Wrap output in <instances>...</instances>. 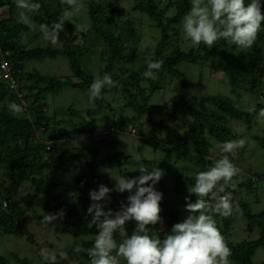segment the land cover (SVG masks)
<instances>
[{
  "label": "trees",
  "instance_id": "16d2710c",
  "mask_svg": "<svg viewBox=\"0 0 264 264\" xmlns=\"http://www.w3.org/2000/svg\"><path fill=\"white\" fill-rule=\"evenodd\" d=\"M33 2L41 4L40 12L33 14V25L51 26L60 19L65 9L72 10L62 0ZM261 2L264 13V0ZM80 4L89 11L88 23L65 21L64 31L58 38L61 45L45 46L35 41L39 35H30L32 27L18 23L15 0H0V235L25 238L28 244L39 251L38 255L40 249L45 247L58 253L66 252L67 259L57 256L58 264H90V257L86 252L74 251L77 244L84 249L92 247L97 235L94 226H87L92 219L87 211L92 203L89 192L92 189L98 190L101 183H111L114 180L112 176L116 175L112 173L113 170H117L119 176L127 177L129 174L127 165L132 164L131 156L123 152L106 153V148H110L115 142L113 135L125 131L131 135L142 132L144 141L160 145L164 157L169 160L173 151L190 154L195 163V173H176L175 193H180L187 186H194L196 174L207 171L214 164L216 160L210 156L211 141L224 143L236 139L238 135L233 129L234 123H241L246 135L261 123L263 130L254 134V137L264 149V123L257 119L260 109L264 108V24L253 48L245 52L224 40L217 42L211 49L192 42L188 46L184 42L182 20L191 8V0H134L131 12L148 16L161 30L159 42L153 49L147 48L141 58L136 47H130V44L127 46L126 43L139 42L138 32L129 21L132 18H126L128 26H120L119 19L126 16L121 0H80ZM59 55L69 59L73 78L63 80L36 70L26 71L27 65L33 61L41 62ZM149 59L164 62L155 79L143 77ZM3 61L9 62L14 78L19 83L20 95L11 90L8 82L3 79ZM183 62L208 65L212 72L220 75L221 80L232 88L237 99L193 94L191 89L197 84L179 70ZM94 71L101 78L105 73L110 74L117 86L105 88L101 99L88 103L89 107L84 115L72 107L52 110L46 103L49 94L57 97L65 87L82 89L89 101L88 90L97 76ZM167 79L176 80V95L179 99L174 104L161 105V116L157 117L151 113V108L156 107L151 105L152 99L157 91L165 87ZM244 91L255 98L254 112L250 113L239 106L244 104L240 95ZM109 100L115 101L114 104ZM10 102L26 105L25 111L13 114L8 108ZM115 105L118 107H114ZM118 108L121 110L118 111ZM127 111L131 115L124 116ZM117 112H121L119 122L116 121ZM164 115L167 120L163 118ZM105 118L110 120L109 129L100 132L98 126ZM143 118H147L152 133L145 131V126L141 123ZM78 119L81 120L79 124L75 123ZM168 119L169 122H166ZM67 122H72L73 126H65ZM131 123L135 126L129 128ZM86 136L92 140L97 139L93 147L72 148L66 142L59 149L60 153L54 155L64 141ZM49 142L54 144V149L47 153ZM70 148L80 154L87 152L92 158L85 162L87 170L77 181L66 184L56 178L54 173L55 169L60 165L64 166L66 160L75 154H71ZM46 155L50 156L51 162ZM242 156L232 158L233 163L236 162L241 169V175L233 178L234 189H226L240 204L242 214L214 218L232 251L229 258L231 264H255L257 251L264 250V210L258 214L253 213V201L249 196L254 193L258 196L264 177L251 174L245 167V156ZM143 162L147 165L151 161L144 159ZM30 184L28 194L19 199L22 187ZM128 195L127 191H114L105 210H120L121 205L127 203ZM174 197L176 195H173L172 200L161 201L164 223L150 226V235L156 234L164 239L170 234L172 225L181 222L188 215ZM189 197L193 202L196 199L194 195ZM5 201L9 202L8 207H4ZM61 209L65 211L64 218L47 225V229L53 242L65 241L64 248L50 241L39 242L37 235L30 231L28 220L33 217L41 224L44 214H55ZM241 215L246 220L245 230L249 233L258 232V237L254 240H232L233 225ZM135 226V221L126 224L129 235ZM116 238L119 241L118 233ZM39 258L40 264H49L41 255ZM12 261L16 264H36L32 259L21 258L16 253L8 256L0 253V264H13ZM121 264L126 262L121 259Z\"/></svg>",
  "mask_w": 264,
  "mask_h": 264
},
{
  "label": "clouds",
  "instance_id": "9594fccd",
  "mask_svg": "<svg viewBox=\"0 0 264 264\" xmlns=\"http://www.w3.org/2000/svg\"><path fill=\"white\" fill-rule=\"evenodd\" d=\"M62 3L75 11H79L81 6L80 0H62ZM15 6L18 23L32 27L33 14L40 12L41 4L33 0H15ZM72 15V11L65 9L60 19L51 26L41 24L39 27L44 39L55 46L59 34L64 31L65 21H71ZM262 24L264 13L261 0H250L248 3L245 0H191V8L182 20L185 36L194 45L203 44L211 49L224 40L242 51L253 48ZM163 63V60L149 59L143 77L155 79ZM115 86L117 83L110 74L105 73L102 78L97 75L88 90L89 103L101 99L105 88ZM8 108L13 114H20L25 111L26 105L10 102ZM248 111L254 112L255 105L249 107ZM257 119L264 123V108L260 109ZM219 144L223 155L215 158L216 161L207 171L196 174L194 186L188 188L190 195L196 199L193 202L190 197H185L184 210L188 215L181 222L173 224L170 234L164 239L156 234L150 235L149 227L164 223L160 206L163 194L156 190L155 185L165 173L158 167L149 171L141 163L139 176H112L115 181L113 188L101 183L98 190H90L92 203L87 211L92 219L87 226H94L97 235L92 247L84 249L77 244L74 251L86 252L90 264H121V259L126 264H231L229 258L232 251L214 217L229 218L233 214H242L240 204L226 189H234L233 178L241 175V169L233 163L232 158L236 159V154L245 147V141L229 140ZM52 145L51 151L54 149ZM113 191L129 193L127 203L115 212L111 208L105 210L111 202L109 194ZM64 216L63 209L55 214L46 213L40 223L47 226L62 220ZM131 221H135L136 226L129 235L126 224ZM40 255L49 264H58V255L60 259L68 258L66 252L58 253L47 247L40 249Z\"/></svg>",
  "mask_w": 264,
  "mask_h": 264
},
{
  "label": "rangeland",
  "instance_id": "374dc122",
  "mask_svg": "<svg viewBox=\"0 0 264 264\" xmlns=\"http://www.w3.org/2000/svg\"><path fill=\"white\" fill-rule=\"evenodd\" d=\"M134 5V0H121V6L125 9L126 16L123 19H119L120 26L122 24L128 26L126 18H132L129 20L134 24V28L138 32L139 42H126L127 46L129 44L130 47H136L138 56L143 58L146 49L151 48L153 49L156 44L160 40L161 30L156 27L154 22L146 15L141 14L139 12H131V7ZM73 12L72 20H76L78 22H82L83 24H87L89 21V11L83 5L80 6L79 11H75L74 9L71 10ZM119 29V28H116ZM77 30V29H76ZM30 35H39L38 40L36 42H41L42 45H52L49 41L45 40L43 34L40 31V27L38 25H33L30 29ZM184 42L191 46V40L184 36ZM56 45H61L59 39ZM55 45V46H56ZM53 46V45H52ZM249 50V49H248ZM244 50L242 52L248 51ZM131 52V50H130ZM90 67V65H89ZM39 71L40 73L48 76L57 77L63 80H67L73 78V73L70 66L69 59L64 55H59L55 58H48L41 62H34L29 63L26 67V71ZM179 70L186 74L189 79L197 84V86L193 87L192 93L195 95L201 96H225V97H232L233 99H237V95L233 94L232 88L226 84L224 81L221 80L220 75L217 73L212 72L209 69L208 65L202 64H191L187 62H183L179 66ZM28 71V72H29ZM95 72V71H94ZM96 73V72H95ZM97 75V73H96ZM2 83V81H0ZM176 80H165V87L161 91H157L152 99V104L156 107L151 108V113L154 116L160 117L159 107L164 105L165 103L174 104L176 100L179 99V96L176 95ZM241 101L245 104L239 105L244 110H248L249 107L256 104L255 98L252 94L244 91L240 92ZM176 97V99H175ZM107 98H109L107 96ZM110 99L112 97L110 96ZM114 104L115 101H110ZM46 103L50 105L51 109H68L70 107L79 110L82 115L86 113L87 108L89 107V101L87 95H85L84 91L78 87H65L60 91L58 96H52V94L47 96ZM114 107H118L115 105ZM121 109L118 108V111ZM184 108H182L183 112ZM181 112V113H182ZM52 113V111H51ZM121 113V112H120ZM120 113L117 112L116 114V121H121ZM131 115L130 111H127L124 116ZM106 116V115H105ZM163 118L167 120V116L164 115ZM114 119V117L112 118ZM109 118H105L103 122H101L98 126V130L100 132H106L109 129L108 126ZM123 121V120H122ZM169 122V119L168 121ZM75 123H81V120H76ZM144 124L145 131L148 133H152V127L148 122L147 118H143L141 122ZM65 126L72 127V122H67L64 124ZM135 126L133 123L129 125ZM138 127V126H137ZM234 131L237 133V137L234 140H244L245 147L241 149L237 154L236 157H241V155L245 156L243 158L246 159L245 167L249 169L251 174H258V176L264 177V149L262 144H259L254 134H258L259 131L263 130V125L260 123V126L254 127L253 130L248 131V134H245V128L241 123H234L233 125ZM260 131V132H261ZM142 133V132H141ZM139 135H131L130 133L121 132L117 133L114 136L115 142L109 148H106V153H116V152H123L124 154L132 157V164L127 165L128 168V178H133L132 176H139L140 172L138 171L139 165L143 162L144 159H149L150 164L145 165L148 167V170L151 171L153 167H158L164 170L165 175L162 179L155 185L156 190L160 191L163 194L162 201H169L172 200L171 198L173 195H176L173 199L177 198L180 202L181 209L184 211L185 206V197H189L190 193L188 188L191 186H187L183 189L180 193H175V177L176 173L182 172L185 175L195 173L196 167L195 163L192 161V156L188 153L181 152V151H173L171 160L164 157V151L162 150L160 145H154L151 142H145L144 138H142V134ZM151 136V135H150ZM97 140V139H96ZM92 140L89 136L83 138H72L70 140L64 141L60 148L55 150L54 155L60 153L61 146L66 145L68 147H81V148H90L95 145V141ZM212 146L210 148V156L212 159L220 158L223 153L221 151V145L216 141H211ZM70 148V149H72ZM75 150H71V154ZM78 152V151H77ZM74 152L69 160H66V164L64 166H59L58 169H55V177L60 179L62 182L69 184L75 183L85 170H87V166L85 162L92 158V156L84 152L82 154ZM78 156V157H75ZM75 157V158H74ZM104 157V156H101ZM47 160L50 161V156L46 155ZM169 161V162H167ZM236 164V162H234ZM114 176H119L117 170L112 171ZM235 182V181H234ZM115 181L113 180L111 183L104 182L109 188H113ZM30 185H24L19 193V199L25 197L28 192L30 191ZM261 189L258 191V196L256 193L251 194L249 199L253 201L252 203V212L258 214L264 210V180L260 183ZM114 192V191H113ZM113 192L109 195L112 198ZM19 201V200H18ZM30 218V217H29ZM29 228L30 231L37 235L38 241L44 243L46 241H50L58 246L63 245L64 242H53V238L48 233L47 226L37 223L35 218H30L29 220ZM246 228V220L244 216H240L237 221L233 225V237L232 240L236 242H242L245 240H254L258 237V232L255 231L253 233H249L245 230ZM64 248V247H63ZM0 253L8 256L11 253H16L21 258L32 259V261L36 264H40V258L38 255L39 251H36L33 246L27 243L25 238H20L11 235H0ZM264 261V250L259 249L254 257L255 264H262ZM13 264H16L15 261H12Z\"/></svg>",
  "mask_w": 264,
  "mask_h": 264
},
{
  "label": "built area",
  "instance_id": "2783aa9c",
  "mask_svg": "<svg viewBox=\"0 0 264 264\" xmlns=\"http://www.w3.org/2000/svg\"><path fill=\"white\" fill-rule=\"evenodd\" d=\"M1 69L3 71L2 77L6 82H8L10 89L16 93H19V83L14 78L9 62L3 61L1 63ZM52 148L53 145L51 143H47L46 150L50 151ZM8 206H9V202L5 201L4 207H8Z\"/></svg>",
  "mask_w": 264,
  "mask_h": 264
}]
</instances>
